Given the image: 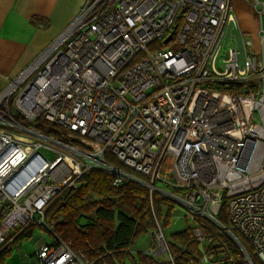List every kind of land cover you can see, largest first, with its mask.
<instances>
[{"label": "built area", "instance_id": "2783aa9c", "mask_svg": "<svg viewBox=\"0 0 264 264\" xmlns=\"http://www.w3.org/2000/svg\"><path fill=\"white\" fill-rule=\"evenodd\" d=\"M252 5L256 41L231 0H86L0 90V251L37 224L52 238L35 264H94L43 210L101 169L195 218L197 264H264V1ZM155 222L141 252L173 261Z\"/></svg>", "mask_w": 264, "mask_h": 264}, {"label": "trees", "instance_id": "16d2710c", "mask_svg": "<svg viewBox=\"0 0 264 264\" xmlns=\"http://www.w3.org/2000/svg\"><path fill=\"white\" fill-rule=\"evenodd\" d=\"M111 162L119 165L112 157ZM113 176L101 169L82 175L75 187L67 188L53 197L45 206L44 219L53 234L70 242L75 251H81L94 264H113L112 256L120 260L134 238L153 228L161 217L166 223L172 212L170 200L136 182L115 185ZM221 204L218 218L223 221ZM29 226L14 241L28 236ZM175 243H169L174 264H197L198 244L192 236V227L172 234ZM227 245L237 257L239 251L228 240ZM9 247L0 251V264ZM253 261L257 260L252 256ZM139 264H159L152 255L138 253Z\"/></svg>", "mask_w": 264, "mask_h": 264}, {"label": "crops", "instance_id": "0c3cea01", "mask_svg": "<svg viewBox=\"0 0 264 264\" xmlns=\"http://www.w3.org/2000/svg\"><path fill=\"white\" fill-rule=\"evenodd\" d=\"M85 1L0 0V90L64 29Z\"/></svg>", "mask_w": 264, "mask_h": 264}, {"label": "rangeland", "instance_id": "374dc122", "mask_svg": "<svg viewBox=\"0 0 264 264\" xmlns=\"http://www.w3.org/2000/svg\"><path fill=\"white\" fill-rule=\"evenodd\" d=\"M238 20L241 27L245 31H250L256 38V33L258 29V13L253 7L254 0H231ZM257 39H255L256 41ZM163 47L174 48L175 43L173 41L168 42ZM157 186L163 189H168L162 182H158ZM178 209H173L169 219L166 223H163L162 218H159V223L162 227L164 236L169 243H175L172 234L176 231L182 230L187 226L193 227L195 225V218L184 215L183 211ZM223 221L227 223L226 208L223 207L222 211ZM32 226V231L28 236H22L16 241H12L9 245L10 252L4 255L1 264H27L31 262L35 264V259L32 253L36 250L37 246L43 241L50 242L52 234L47 230V228L37 225L30 224ZM28 226V227H29ZM26 227L25 230L28 228ZM150 229L140 232L132 241V243L124 252L122 258L119 260L117 256H112L113 264H139L138 263V253L146 249L151 242ZM24 230V231H25ZM154 259L159 264H174L170 259L167 252H160L153 256ZM104 264H111L104 262Z\"/></svg>", "mask_w": 264, "mask_h": 264}, {"label": "water", "instance_id": "95a60500", "mask_svg": "<svg viewBox=\"0 0 264 264\" xmlns=\"http://www.w3.org/2000/svg\"><path fill=\"white\" fill-rule=\"evenodd\" d=\"M171 36V34H169V36L166 38V40Z\"/></svg>", "mask_w": 264, "mask_h": 264}]
</instances>
